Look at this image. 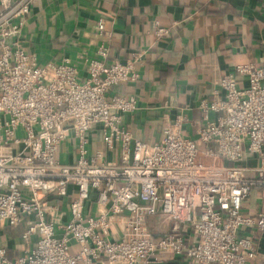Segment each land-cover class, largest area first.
<instances>
[{
    "label": "built area",
    "instance_id": "2783aa9c",
    "mask_svg": "<svg viewBox=\"0 0 264 264\" xmlns=\"http://www.w3.org/2000/svg\"><path fill=\"white\" fill-rule=\"evenodd\" d=\"M34 1L0 0V225L24 226L23 253L10 259L0 245V264H153L157 253L200 264L255 259L256 240L244 232L264 233V209L244 203L255 190L264 196V66L240 63L220 79L223 97L199 104L196 137L182 135L189 119L180 111L149 143L122 123L137 99L107 96L138 79L139 55L107 62L102 44L85 79L68 58L40 63L21 41ZM97 28L104 33V18ZM155 34L169 38L171 28L156 24ZM94 128L104 149H90ZM70 138L77 157L64 163ZM152 216L190 228L196 241L155 238Z\"/></svg>",
    "mask_w": 264,
    "mask_h": 264
},
{
    "label": "crops",
    "instance_id": "0c3cea01",
    "mask_svg": "<svg viewBox=\"0 0 264 264\" xmlns=\"http://www.w3.org/2000/svg\"><path fill=\"white\" fill-rule=\"evenodd\" d=\"M100 18L105 21L102 34L97 28ZM156 24L171 28V37L157 38ZM21 41L42 64L68 58L81 79L87 77V62L98 57L102 44L109 49L107 62L139 55L138 79L119 83L107 94L137 99L136 110L121 114L123 125L136 138L157 142L163 138L164 127L183 111L189 121L182 135L194 138L203 123L201 100L224 95L220 79L240 63L264 66V0H35ZM238 81L246 85V79L238 77ZM87 136L91 151L104 149L98 128ZM76 157V140L70 138L62 144L59 158L73 163ZM88 208L95 211L97 206L90 203ZM262 209L264 196L255 190L244 210ZM148 222L155 238L177 232L189 243L196 241L190 228L165 216L149 217ZM23 229L0 225V245L10 259L24 251ZM244 233L256 240L257 257L248 264H264V233ZM153 264L200 263L157 253Z\"/></svg>",
    "mask_w": 264,
    "mask_h": 264
},
{
    "label": "rangeland",
    "instance_id": "374dc122",
    "mask_svg": "<svg viewBox=\"0 0 264 264\" xmlns=\"http://www.w3.org/2000/svg\"><path fill=\"white\" fill-rule=\"evenodd\" d=\"M253 263V262H252Z\"/></svg>",
    "mask_w": 264,
    "mask_h": 264
}]
</instances>
